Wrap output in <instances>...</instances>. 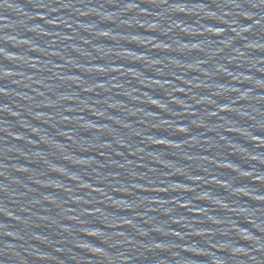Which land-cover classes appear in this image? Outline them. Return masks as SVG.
<instances>
[{
  "label": "water",
  "instance_id": "obj_1",
  "mask_svg": "<svg viewBox=\"0 0 264 264\" xmlns=\"http://www.w3.org/2000/svg\"><path fill=\"white\" fill-rule=\"evenodd\" d=\"M0 264H264V0H0Z\"/></svg>",
  "mask_w": 264,
  "mask_h": 264
}]
</instances>
